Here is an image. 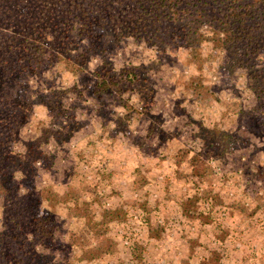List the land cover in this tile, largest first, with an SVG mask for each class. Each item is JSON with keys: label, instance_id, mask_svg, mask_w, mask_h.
I'll list each match as a JSON object with an SVG mask.
<instances>
[{"label": "rangeland", "instance_id": "374dc122", "mask_svg": "<svg viewBox=\"0 0 264 264\" xmlns=\"http://www.w3.org/2000/svg\"><path fill=\"white\" fill-rule=\"evenodd\" d=\"M36 35L67 60L43 71L41 85L39 75H28L30 84L42 89L31 100L48 99L62 87L66 93L60 98L66 112L55 115L46 105L35 103L21 122L20 137L12 148L25 151V142L45 127L55 132L73 118L79 122L69 140L58 142L52 136L42 144L44 153L35 161L41 208L51 213L56 226L53 248L39 247L48 255L43 264H92L112 254L114 241L129 240L130 233L157 244L168 237L178 240L187 250L180 264H193L202 255L198 249L209 254L199 264H221L222 258L236 264H264V137L250 113L247 74L228 75L221 67L225 56L217 49L221 34L207 29L208 39L197 49L177 47L163 59L156 47L133 39L105 53L116 68L127 63H161L149 72L155 102L147 108L153 119L145 115V103L136 93L123 97L129 104L126 108L109 98L100 114L77 91L95 80L90 73L101 64L102 55H90V72L76 75L69 61L76 49L66 53L50 32L36 31ZM120 115L127 116L124 128L115 122ZM205 129L236 133L245 140L233 143L225 153L204 150L202 138L209 136L203 133ZM49 153L56 156L51 160ZM197 155L200 160L195 165L191 160ZM254 159L261 164L249 168ZM203 166L207 174L200 180ZM21 175L17 180L23 192L29 181ZM4 202L0 197V231L4 229ZM108 211L110 217L105 215ZM93 240L99 246L83 251ZM76 248L82 254L73 262ZM13 252L10 245L2 246V264H26ZM144 252L141 243L134 245L133 256L140 264Z\"/></svg>", "mask_w": 264, "mask_h": 264}, {"label": "trees", "instance_id": "16d2710c", "mask_svg": "<svg viewBox=\"0 0 264 264\" xmlns=\"http://www.w3.org/2000/svg\"><path fill=\"white\" fill-rule=\"evenodd\" d=\"M210 28L221 34V46L217 49L224 52L221 67L225 72L247 74L246 86L252 100L250 113L264 137V0H0V197L5 201L0 250L10 245L13 254L22 257L26 264H43L46 260L48 255L37 249L53 248L56 226L51 213L43 211L41 215V192L35 185L39 170L35 161L44 153L42 144L48 143L52 136L58 142L69 140L79 126L73 118L55 132L45 127L25 142V151L12 148L13 141L20 137L21 122L27 119L35 103L46 105L55 115L66 112L60 98L66 93L62 87L57 89L56 98L57 94L31 100L42 89L33 87L28 75H39L41 85L45 81L43 71L67 60L64 54L47 46L36 31L52 33L66 53L76 49L73 58H69L71 71L76 75L90 72V55H102L101 64L90 73L95 80L77 91L79 96L92 101L96 111L104 114L102 107L109 98L126 108L129 104L123 97L136 93L145 103L148 113L145 115L153 119L147 107L155 102V89L148 79L149 72L161 63H157L159 66L127 63L116 68L105 53L133 39L156 47L162 58L177 47L197 49L208 39L205 31ZM80 43L82 46H78ZM126 118L120 115L115 122L124 128ZM212 130L203 132L209 135L202 138L204 150L225 153L233 143L245 140L236 133ZM200 155L193 157L192 163L197 165ZM55 156L52 153L47 158L52 160ZM260 164V159H254L248 167ZM261 166L264 167L263 162ZM202 168L200 180L207 174L206 166ZM17 172L29 181L28 190L21 191L15 178ZM197 191L198 196L200 190Z\"/></svg>", "mask_w": 264, "mask_h": 264}, {"label": "clouds", "instance_id": "9594fccd", "mask_svg": "<svg viewBox=\"0 0 264 264\" xmlns=\"http://www.w3.org/2000/svg\"><path fill=\"white\" fill-rule=\"evenodd\" d=\"M118 111L122 113L123 109H119ZM15 178L21 179V173L17 172L15 174ZM45 181L47 182V177H45ZM39 187H43V185H40ZM44 207H47V205H44ZM41 215H43V208L41 209ZM129 235V240H124L122 237L117 238L114 241L115 246L113 253L105 257L103 260L93 261L92 264H140V262L136 261L133 256V248L136 243H141L145 248V252L143 254V264H180L181 259L185 258L187 250L182 249L181 243L171 237H168L163 243L157 244L155 241H147L143 237L135 234L130 233ZM31 238L32 237L29 236V239ZM63 239L65 242H68V237H64ZM98 246V242L93 240L83 251L90 252L95 250ZM37 250L42 251L40 248ZM217 250L221 252L222 257L225 255L222 249ZM197 251L202 253V255H200L196 261H193V264H199L200 259H204L209 255L208 253H203V250L201 249H198ZM81 254L82 250L80 248H76L74 250L73 262L79 258ZM261 254V252H257L258 257ZM83 264H88V262L84 261ZM221 264H236V262L234 260L222 258ZM249 264H258V261H250Z\"/></svg>", "mask_w": 264, "mask_h": 264}]
</instances>
